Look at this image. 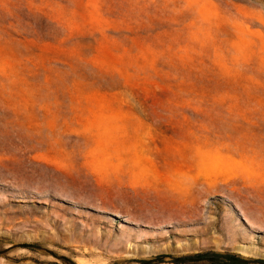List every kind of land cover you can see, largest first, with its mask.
<instances>
[{"label":"rangeland","instance_id":"1","mask_svg":"<svg viewBox=\"0 0 264 264\" xmlns=\"http://www.w3.org/2000/svg\"><path fill=\"white\" fill-rule=\"evenodd\" d=\"M207 252L264 262V0H0V264Z\"/></svg>","mask_w":264,"mask_h":264},{"label":"trees","instance_id":"2","mask_svg":"<svg viewBox=\"0 0 264 264\" xmlns=\"http://www.w3.org/2000/svg\"><path fill=\"white\" fill-rule=\"evenodd\" d=\"M194 258L206 260L207 264H243L244 260L239 255L221 254L216 252H207L203 255H196ZM192 259L185 258V260ZM264 264V262H262Z\"/></svg>","mask_w":264,"mask_h":264}]
</instances>
